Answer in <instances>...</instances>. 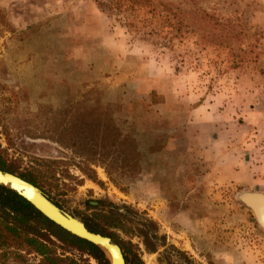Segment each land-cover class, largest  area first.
Returning a JSON list of instances; mask_svg holds the SVG:
<instances>
[{
	"label": "rangeland",
	"instance_id": "374dc122",
	"mask_svg": "<svg viewBox=\"0 0 264 264\" xmlns=\"http://www.w3.org/2000/svg\"><path fill=\"white\" fill-rule=\"evenodd\" d=\"M0 158L141 264H264V0H0Z\"/></svg>",
	"mask_w": 264,
	"mask_h": 264
},
{
	"label": "trees",
	"instance_id": "16d2710c",
	"mask_svg": "<svg viewBox=\"0 0 264 264\" xmlns=\"http://www.w3.org/2000/svg\"><path fill=\"white\" fill-rule=\"evenodd\" d=\"M59 130H61L58 132L59 135L66 133L65 127ZM73 146H75L74 143L71 144V147ZM115 149L121 150L117 147ZM36 161L42 166L47 165L49 175L55 179L60 162L57 160ZM99 165L112 167L111 162L109 164L98 158H89L83 161L82 171L89 179L95 180V172L91 166ZM0 170L16 174L15 170L9 168L1 158ZM108 174L110 175L109 172ZM18 176L38 188H43L45 185L41 181L42 177L32 174ZM55 205L60 208L56 203ZM91 208L97 209L94 206ZM123 218L124 216L113 210L106 213L97 210L92 215L84 216L82 221L90 231L115 240L111 229L122 228ZM119 246L123 250L126 264H129L128 255L132 257L134 264H141L135 252L122 245ZM57 250H60L62 254L59 255ZM67 253L86 257L84 264H89L90 259L96 264H108L106 256L98 248L59 228L22 197L0 186V264H78L74 257L65 256ZM31 254L38 258L37 262H30L28 256Z\"/></svg>",
	"mask_w": 264,
	"mask_h": 264
},
{
	"label": "water",
	"instance_id": "95a60500",
	"mask_svg": "<svg viewBox=\"0 0 264 264\" xmlns=\"http://www.w3.org/2000/svg\"><path fill=\"white\" fill-rule=\"evenodd\" d=\"M0 186L22 197L59 228L98 248L106 256L108 264H126L122 249L110 237L90 231L82 220L57 207L52 199L30 182L0 170ZM254 195L264 197L263 192L243 191L237 194L236 198L252 213L257 225L264 231L263 209L258 205L259 202L252 198Z\"/></svg>",
	"mask_w": 264,
	"mask_h": 264
},
{
	"label": "bare ground",
	"instance_id": "6f19581e",
	"mask_svg": "<svg viewBox=\"0 0 264 264\" xmlns=\"http://www.w3.org/2000/svg\"><path fill=\"white\" fill-rule=\"evenodd\" d=\"M252 198H254L255 200H257L259 202L258 205L261 206V208L263 209L262 212L264 213V197L259 196V195H254V196H252Z\"/></svg>",
	"mask_w": 264,
	"mask_h": 264
}]
</instances>
